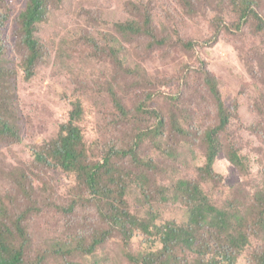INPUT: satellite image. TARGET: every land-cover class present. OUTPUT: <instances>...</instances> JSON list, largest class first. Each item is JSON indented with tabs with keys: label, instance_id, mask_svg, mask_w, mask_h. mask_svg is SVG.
Here are the masks:
<instances>
[{
	"label": "rangeland",
	"instance_id": "1",
	"mask_svg": "<svg viewBox=\"0 0 264 264\" xmlns=\"http://www.w3.org/2000/svg\"><path fill=\"white\" fill-rule=\"evenodd\" d=\"M26 1L0 0V126L10 128L0 129V224L23 249L21 264H143L141 257L162 264L160 240L142 233L147 224L188 226L181 182L182 189L198 183L226 208L232 226L234 215L244 218L236 232L249 243L234 229L201 221L192 249L168 248V264H257L264 256L258 226L264 32L258 24L234 30L230 24L239 19L229 16V0H46L35 32L40 55L26 70L29 49L17 22ZM256 5L264 18V0ZM145 20L147 35L120 27ZM75 105L82 112L71 117ZM70 120L82 130L87 161L102 163L111 146L125 153L112 155L104 186L115 194L125 182L128 211L140 230L116 229L111 200L95 198L77 173L56 163L52 155ZM219 146L204 180L209 147ZM135 175H146V192L134 185ZM157 185L164 194L154 191ZM152 255L157 261L150 263Z\"/></svg>",
	"mask_w": 264,
	"mask_h": 264
},
{
	"label": "trees",
	"instance_id": "2",
	"mask_svg": "<svg viewBox=\"0 0 264 264\" xmlns=\"http://www.w3.org/2000/svg\"><path fill=\"white\" fill-rule=\"evenodd\" d=\"M46 0H27L24 8H21L19 15L17 17L18 22V34L21 37L22 41L26 44L29 49V54L27 58L26 70H29V66L33 65L36 59L39 57V43L38 38L35 36V32L37 26L43 21V14L45 8ZM259 0H229L228 8L234 10L233 14L230 12V17H236L239 19V22H235L234 24H230V26L234 27V30L242 32L245 28H247L251 21L253 23L258 24L256 30L259 32H264V18L261 13L258 15L257 11L259 7L256 5V2ZM228 16V15H226ZM221 29H226L229 31L228 27L223 26V21H220ZM123 31L128 32L130 30L131 34L134 36H143L149 34L148 21H144L143 23H137L136 21H129L127 26L121 25ZM220 29V31H221ZM218 31V33H220ZM217 33V34H218ZM149 36L154 37V33H151ZM121 51L116 50L115 54H119ZM2 47L0 45V61L3 60L1 57ZM124 61L122 60V63ZM82 112L81 105H75V109L71 112L72 116H79ZM71 124L65 126L62 130V133L59 137L58 148H56L54 154L52 155L58 165L62 169H65L70 172L77 173V178L82 182V186L89 190L91 195L95 198H101L102 200H111L108 202V213L114 214L117 213V221H116V229H124L126 226L131 227V230H140V220L133 216L128 211V205L125 200L126 188L125 182L121 181L122 187L115 192H112V188L107 183V189L105 185V178L110 176L111 171V158L113 154H125L122 150H118L116 147L111 146L107 155L103 157V162L100 160H89L87 161L88 156L86 155V148L84 147V135L82 133L81 128L73 123V120H70ZM0 126L2 133L7 130L10 131V128L7 124L1 123ZM217 130L213 131L210 136L212 138L213 134H217ZM220 156V146L219 147H209L208 154L206 156V164L204 168L200 170L201 177L206 180L204 176L209 173L212 169V166L215 164V161ZM232 157H238V155L234 152ZM40 158V157H39ZM235 159V158H234ZM126 177H130L126 175ZM136 180H134V185L138 186L146 192L144 187L147 185V177L146 175L141 176L135 175ZM202 180V179H199ZM142 181L145 182L146 185H143ZM138 184V185H137ZM184 182L179 184V192L182 195L184 202L188 203V226L187 227H179L173 226L172 223H168L166 225H149L147 224L145 229H143V235L147 238L160 240L159 246L163 247V256L159 259L162 264H168L167 253L168 248H172L173 246H182L186 245L187 248L192 249L193 241H194V227L200 224L201 221L211 220L214 229H219L220 231H225L227 228H230V231L234 229L237 231V226L242 225L244 223V218L234 215V219L236 224L232 226V221H230L229 213L226 212V208H223L222 205L218 203L212 202L210 197L205 194V191L201 188L198 183H193L192 188L190 189H182ZM148 186V185H147ZM151 188V187H150ZM111 189V190H110ZM124 191V192H123ZM154 191L160 193H165L166 188L163 186L157 185ZM113 194L116 197L113 198ZM161 199V201H160ZM157 197L156 200L158 202L167 201L166 197L160 198ZM36 209L39 211L38 207ZM54 213L59 214L57 211ZM15 220L22 221V218H18ZM153 223V221H151ZM20 226V222H17ZM258 226L264 231V211L262 212V218L260 219V223L258 222ZM154 228L156 232L151 230ZM16 229H20V231H24L21 226L16 227ZM10 229L4 224H0V264H21L22 263V254L23 249L17 248L12 245L9 241V237L11 233ZM246 233L236 232V235L243 239L245 243H249ZM237 238V237H236ZM235 238V239H236ZM234 239V240H235ZM187 240V241H186ZM233 240V241H234ZM153 241V240H152ZM155 243V241H153ZM99 242L95 241L94 245L90 247L91 250H95L96 245ZM150 263L157 261L156 256L152 255ZM141 262L143 264H149L146 261L147 257H141ZM217 258V257H216ZM222 258V257H221ZM260 260L257 264H264V256L258 257ZM223 261V260H222ZM213 264H219V261L216 259H212Z\"/></svg>",
	"mask_w": 264,
	"mask_h": 264
}]
</instances>
